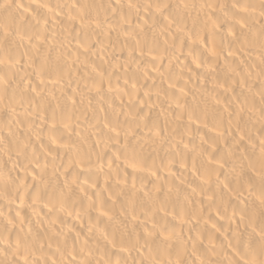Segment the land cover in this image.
Listing matches in <instances>:
<instances>
[{
  "label": "bare ground",
  "instance_id": "bare-ground-1",
  "mask_svg": "<svg viewBox=\"0 0 264 264\" xmlns=\"http://www.w3.org/2000/svg\"><path fill=\"white\" fill-rule=\"evenodd\" d=\"M0 264H264V0H0Z\"/></svg>",
  "mask_w": 264,
  "mask_h": 264
}]
</instances>
